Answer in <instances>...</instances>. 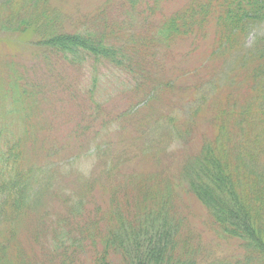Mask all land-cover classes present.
<instances>
[{
    "label": "trees",
    "instance_id": "obj_1",
    "mask_svg": "<svg viewBox=\"0 0 264 264\" xmlns=\"http://www.w3.org/2000/svg\"><path fill=\"white\" fill-rule=\"evenodd\" d=\"M25 3L0 0V30L5 34L24 37L32 32L38 20L25 15ZM125 3L132 12L140 4L139 0H124V6ZM163 3L164 0H149L150 5L143 12H147L148 20L154 18L155 26L146 24L149 30L144 29L148 33L143 38L136 37L133 29L131 33L110 26L99 29L89 22L74 23L76 29L70 32L66 29L72 19L60 13L55 23L58 30L51 37L46 36V57L49 53L54 59L80 67L83 80L90 79L88 88L82 85L83 80L78 85L88 102L90 92L106 84L113 74L119 83L118 79L124 82L126 77L136 84L137 92H143L139 88L143 87L147 71L135 66L132 56H142L143 52L146 58H155L156 47H168L167 53L171 54L173 47L169 45L175 39L195 34V28L202 30L212 18L220 30L215 52L223 55L248 47L247 39L264 23V0H192L167 16L161 12ZM44 4L50 7L47 1H36L35 5L43 10ZM161 14L163 20L156 26L157 15ZM34 38L31 34L27 40L32 43ZM258 38L243 51L244 60L252 57L256 62L254 98L237 113L228 107L221 111L223 116L214 142L207 144L203 159L190 165L183 178L190 193L209 211L216 239L239 238L244 253L209 261L200 253L204 254L199 244L202 236L186 229L175 218L179 215L170 198L158 204L156 212L154 196L146 188L148 182L139 184L138 202L127 201L124 209L117 195L109 197L106 203L101 197L95 198V190L103 187L96 179L75 185L73 193L66 194L63 206L68 211L59 213L57 224L51 226L52 231L47 230L55 241H50L51 252L46 253L47 260L43 254L42 264H76L81 255L90 251L94 254L90 264H264V36ZM13 66L9 62L4 65L6 72L0 71V264H33L17 245L24 229L18 221L42 207V194L50 190L49 174L54 173L52 167L57 164L54 157L67 146H54L49 163L28 165V144L41 141L43 133H50L53 143L58 144L54 139L56 132L49 126L56 123L54 114L46 109H56L62 103L53 105L52 90L43 78L46 73L39 77L31 70L25 75V71L13 70ZM155 83L156 80L151 85L156 88ZM153 96L155 92L150 91L148 97ZM84 112L81 115L85 121L91 114L84 116ZM45 123H50L49 127ZM79 158L82 161L87 155L80 154ZM137 209L140 212L132 215L131 211ZM41 216L44 222L47 217L43 213ZM198 227L204 230L203 225ZM38 231L34 229L32 233L37 241Z\"/></svg>",
    "mask_w": 264,
    "mask_h": 264
},
{
    "label": "rangeland",
    "instance_id": "obj_2",
    "mask_svg": "<svg viewBox=\"0 0 264 264\" xmlns=\"http://www.w3.org/2000/svg\"><path fill=\"white\" fill-rule=\"evenodd\" d=\"M20 1L26 2L25 15L38 22L24 37H11L0 30V71L12 62V69L19 68L25 75L31 70L39 77L46 73L43 78L52 90L53 105L57 107L60 101L62 103L56 109H46L54 114L56 123L44 124L53 127L58 144L53 143L50 133H43L41 141L28 144V165L49 163L54 146H67L62 154L54 157L57 164L52 167L54 173L49 174L50 190L42 194L45 197L42 207L18 221L24 229L17 245L27 261L42 264L43 254L47 260L46 253L51 252L52 247L50 241H55L50 239L47 230L52 231L51 226L57 224L59 213L68 211L63 206L66 194H72L75 185L96 179L103 189L95 190V198L101 197L106 203L109 197L117 195L122 199L124 209L127 201L138 202L139 184L143 181L148 182V194L154 196L152 202L156 203V212L158 204L170 198L174 212L179 215L175 218L186 229L202 236L199 244L204 254L200 253L205 259H222L235 252L243 254L244 247L239 238L216 239L210 227L209 211L190 193L183 178L190 165L203 159L207 144L214 142L223 116L221 111L225 112L228 107L237 113L254 98L252 81L256 62L252 57L244 60L246 53L243 51L258 37L264 36V23L251 33L247 39L248 47L223 55L215 52L219 47L220 30L216 29L212 18L202 30L195 28V34L175 39L169 45L173 47L171 54L167 53L168 47H156L155 58H146L143 52L142 56H132V63L147 71L143 75L146 77L143 87L139 88L143 92H137L136 84L126 77L124 82L118 79L122 84L119 83L113 74L106 84L90 92L87 102L86 94L78 89L84 78L79 73L80 67L54 59L49 53L46 57L45 42L58 30L56 17L64 13L72 19L66 29L70 32L76 29L74 23L89 22L99 29L110 26L130 33L133 29L136 37L143 38L148 33L144 29L149 30L146 24L155 26L154 18L148 20L147 12H143L149 7V0H139L135 12L127 3L124 6V0ZM36 1H47L50 7L44 4L42 10L35 5ZM191 1L164 0L161 12L167 16L188 6ZM157 18L156 26L162 22L163 15H157ZM31 34L35 35L32 43L27 40ZM155 80L156 88L151 85ZM83 82L82 85L88 88L90 79ZM118 86L120 90L115 91ZM150 91L155 92V96L148 97ZM85 110L84 116L91 115L84 121L81 112ZM85 126H88L87 130ZM80 154L87 158L80 161ZM149 210L153 211L152 208ZM136 211L140 212V209L131 211L132 215ZM42 213L47 217L44 222L41 221ZM139 220L136 219L133 225ZM198 225H203L204 230ZM34 229H39V241L32 235ZM51 233L56 236L55 232ZM194 248L198 249V246L195 244ZM93 257L91 251L84 253L76 264H90Z\"/></svg>",
    "mask_w": 264,
    "mask_h": 264
}]
</instances>
